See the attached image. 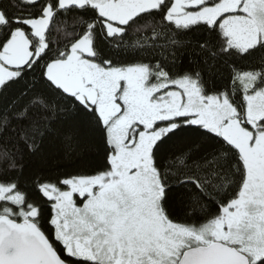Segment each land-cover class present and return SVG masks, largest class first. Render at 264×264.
Segmentation results:
<instances>
[{"label": "snow or ice", "instance_id": "1", "mask_svg": "<svg viewBox=\"0 0 264 264\" xmlns=\"http://www.w3.org/2000/svg\"><path fill=\"white\" fill-rule=\"evenodd\" d=\"M0 264H264V0H0Z\"/></svg>", "mask_w": 264, "mask_h": 264}]
</instances>
